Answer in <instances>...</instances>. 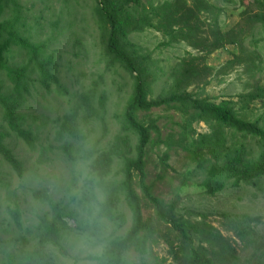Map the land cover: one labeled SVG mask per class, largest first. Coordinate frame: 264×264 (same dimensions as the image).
Listing matches in <instances>:
<instances>
[{
  "label": "rangeland",
  "instance_id": "374dc122",
  "mask_svg": "<svg viewBox=\"0 0 264 264\" xmlns=\"http://www.w3.org/2000/svg\"><path fill=\"white\" fill-rule=\"evenodd\" d=\"M164 1L167 0L142 3L147 8ZM209 1L219 9L216 19L222 33L241 22L244 6L264 11V4L256 0H245L244 6L239 0ZM13 2L16 6L5 9L2 20L13 18L17 11L19 34L38 53L34 60L26 51L11 47L6 56L9 69H24L30 77L25 94L19 96L6 72L0 73V92L15 98L23 128L33 138L31 143L18 139L8 130L0 110V135L23 167V174L18 177L0 157V264H4L2 256L18 257L34 251L39 222L41 218H51L52 203L60 208L70 228L62 230L59 247L46 250L52 263L98 264L96 257L104 242L130 228L131 212L123 203L120 205L124 215L120 226L117 221L97 219V202L103 198L99 192L101 183L88 165L99 154L116 147L124 157L134 156L136 137L124 130L120 122L133 80L119 67L107 65L93 0ZM236 32L240 33L237 45L217 49L200 63L207 68L205 80L190 87L189 92L215 103L232 101L242 117L258 120L264 127V99L238 98L264 89V26ZM129 39L150 59L155 96L168 90L171 71L187 53L204 56L184 43L163 46V37L153 30L132 34ZM36 62L49 65L62 90L39 83ZM86 104L92 111H85ZM137 118L144 125L155 122L160 133L158 139L151 134L146 149V184L151 194L165 204L175 203L176 214L184 219L192 218L194 212L207 214L214 227L235 241L240 256L233 264H242L251 250H241L240 242L223 231L221 213L260 218L256 241L258 249L260 245L264 247V178L262 191L242 184L237 188L226 186L209 197L200 187L204 173L197 170L184 149L195 133L208 132L206 126L165 108L138 113ZM121 164L114 157L108 181L121 180ZM134 189L141 200L143 219L156 228L158 240L142 261L130 250L125 258L127 264H173L168 251L174 233L156 219L152 205L143 198L137 177ZM15 203L20 210L19 225L9 213ZM64 213L72 217L67 218ZM76 223L80 224L78 230Z\"/></svg>",
  "mask_w": 264,
  "mask_h": 264
},
{
  "label": "trees",
  "instance_id": "16d2710c",
  "mask_svg": "<svg viewBox=\"0 0 264 264\" xmlns=\"http://www.w3.org/2000/svg\"><path fill=\"white\" fill-rule=\"evenodd\" d=\"M93 1L107 65L119 67L133 80L132 92L123 108L120 122L124 130L132 132L136 137L133 157H124L122 150L116 147L114 151L99 154L88 165L101 183L99 192L103 198L97 202V219L119 222L120 226L124 223L120 205L123 203L131 212L130 228L123 235L111 237L104 242L101 253L96 257L97 263L127 264L125 258L130 250L142 261L150 248L157 244L156 228L143 219L141 200L134 189V178L137 177L143 198L152 205L156 219L167 225L175 235V239L169 243L168 251L173 264H233L240 256L235 241L214 227L207 214L194 212L192 218L184 219L176 214L175 203L165 204L151 194L146 184V149L151 134H156L158 139L160 133L155 122L144 125L138 120L137 114L165 108L189 116L191 120L206 126L208 132L195 133V138L184 149L197 170L205 175L200 187L207 196H215L226 186L237 188L242 184L262 191L264 127L258 120L250 121L242 117L232 101L215 103L189 92V88L205 80L207 68L200 63H203L206 56L217 49L238 44L240 33L236 31H252L256 25L264 26V11H255L243 5L245 0H239L244 6L241 22L229 32L222 33L216 19L219 9L209 0H167L147 8L143 0ZM256 1L264 4V0ZM10 5L16 6L13 0H0V73L6 72L20 96L28 92L30 77L24 69H9L6 56L11 47H16L36 60L38 49L19 34L17 11L13 18L2 20L5 9ZM146 30L161 34L165 47L184 43L204 55L199 57L187 53L171 71L168 90L156 96L150 59L141 54L129 39L132 34ZM36 68L38 81L43 87L52 84L62 90V85L52 74L49 65L36 62ZM258 92L240 95L238 98L250 101L264 99V89L260 88ZM82 103L85 105V100ZM83 107L86 112L92 111L90 104ZM0 110L8 130L23 142L31 143L33 138L23 128V119L18 113L15 98L0 92ZM65 155L69 159V153ZM0 157L18 177L22 176V164L5 145L2 135ZM114 157L122 161V178L117 183L107 179ZM9 213L13 222L19 225L20 210L16 203ZM51 214L50 219L41 218L39 222L34 251L18 257L2 256L4 264H53L46 250L48 247H59L62 230L70 228L60 208L53 203ZM66 217L72 215L67 214ZM220 218L223 231L240 242L241 250H251L242 264H264V247L260 245L263 248L260 250L259 246L258 249L256 241V226L260 218L229 213H221ZM76 226L78 230L80 224L76 223Z\"/></svg>",
  "mask_w": 264,
  "mask_h": 264
}]
</instances>
